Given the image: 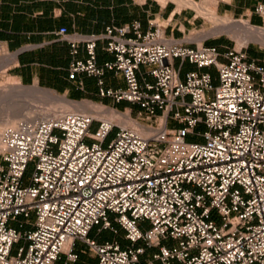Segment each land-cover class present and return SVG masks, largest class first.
Masks as SVG:
<instances>
[{
  "label": "built area",
  "instance_id": "obj_1",
  "mask_svg": "<svg viewBox=\"0 0 264 264\" xmlns=\"http://www.w3.org/2000/svg\"><path fill=\"white\" fill-rule=\"evenodd\" d=\"M252 13L264 28V1ZM149 25L59 30L70 76L94 77L111 103L70 99L92 108L1 130L0 264H76L80 252L97 264H264V58L200 42L173 16ZM99 42L112 60L98 61Z\"/></svg>",
  "mask_w": 264,
  "mask_h": 264
},
{
  "label": "crops",
  "instance_id": "obj_2",
  "mask_svg": "<svg viewBox=\"0 0 264 264\" xmlns=\"http://www.w3.org/2000/svg\"><path fill=\"white\" fill-rule=\"evenodd\" d=\"M260 1L264 0H219L216 12L260 23L261 19L252 13ZM174 9V4L160 6L156 0H0V57L5 60V71L20 84L39 86L72 100L111 103V99H103L97 94L94 77L85 74L70 76L69 36L60 34L59 30L66 27L70 34L100 33L109 25L139 20L146 31L150 28L149 20L155 16L160 22L173 16L175 22L183 23L188 29L191 12L178 14L173 13ZM176 10L179 11V5ZM172 32L176 36L182 35L177 30L167 29V33ZM97 53L100 63L113 59V55L104 50L102 42L97 46ZM78 56L85 57L83 49ZM187 68L193 69L194 65L187 64ZM106 83L121 86L123 80L108 73ZM95 233L93 230L91 235ZM121 242L126 244L124 239ZM78 244L82 245L77 242L76 247ZM89 254L90 262L97 264L96 257Z\"/></svg>",
  "mask_w": 264,
  "mask_h": 264
},
{
  "label": "bare ground",
  "instance_id": "obj_3",
  "mask_svg": "<svg viewBox=\"0 0 264 264\" xmlns=\"http://www.w3.org/2000/svg\"><path fill=\"white\" fill-rule=\"evenodd\" d=\"M160 1L163 4L168 2V0ZM173 1L178 3L179 10L184 7L192 8L197 15L203 16L208 22L215 24L211 27L212 24L210 23V27L191 31V35H195L200 42L209 35L228 31L240 43L258 41L264 44V28L251 27L245 19L244 21H238L240 19H233L232 21V18L221 19L216 12V5L219 0ZM79 104H83V106ZM88 104V101H72L39 86L28 87L20 83L7 84L0 87V132L6 125L14 124L22 118H48L58 116L63 112L89 111L88 108L91 107ZM3 113H6L7 116L4 117ZM96 115L99 116V113Z\"/></svg>",
  "mask_w": 264,
  "mask_h": 264
},
{
  "label": "rangeland",
  "instance_id": "obj_4",
  "mask_svg": "<svg viewBox=\"0 0 264 264\" xmlns=\"http://www.w3.org/2000/svg\"><path fill=\"white\" fill-rule=\"evenodd\" d=\"M197 1H201V0H197ZM188 11L191 12V15L196 14L195 11L192 10V9H188ZM216 11H217V8H216ZM217 14L223 20L227 19V18H229V19L232 18L231 20L233 21V19H234L231 16L222 15V14H220L218 12H217ZM238 21H244V19L241 18ZM210 23L212 24L211 27L215 26L214 23L208 22L204 17L198 16L197 19L195 20L194 24H189L188 25V29H190L191 31H195V30L198 31V30L210 27V25H211ZM204 39H206V43H210V44L213 43V44H217L219 46L230 45V46H236L237 48H240V47H243V46L245 48V46H246V50H247V52L249 53V55L251 57L264 58V44H262L261 42H258V41H246V42H241L240 43V41H238L235 37H233V35H231L228 31L227 32L226 31L225 32H220V33L215 34V35H209V36L205 37ZM212 72L214 74V84H217L218 80H217V78L215 76V70H212ZM14 83L16 84V83H19V82L17 80H15V78H13L8 72L5 71L4 58L0 57V87H2L4 85H7V84H14ZM28 87H34V86H28ZM43 89H45V88H43ZM45 90H48V89H45ZM56 94L61 96V97H65L62 94L58 93V92ZM79 105L83 106V104H79ZM88 105H89V107H91L90 103ZM120 105L122 106L123 104H120ZM88 109H90V108H88ZM3 116L6 117L7 114L3 113ZM95 128H96V125H94L92 127V130H95ZM200 129H203V128L200 127ZM193 139H195L194 136H191V135L188 136V140H193ZM32 171H33V167L31 166L29 171H28V173H27V177H26L28 180H29L30 176L32 175ZM104 236L107 237V238H112L113 237V233L109 231V232H106L104 234ZM118 238L120 240L124 239V232L121 229H118ZM81 246H82L81 244H78V246L76 247V250L80 252ZM80 255L82 256V259H80L76 264H83V260L84 259L90 260L91 256H90L89 253L80 252Z\"/></svg>",
  "mask_w": 264,
  "mask_h": 264
},
{
  "label": "trees",
  "instance_id": "obj_5",
  "mask_svg": "<svg viewBox=\"0 0 264 264\" xmlns=\"http://www.w3.org/2000/svg\"><path fill=\"white\" fill-rule=\"evenodd\" d=\"M210 44V43H209ZM211 44H213V43H211ZM127 104H124V105H122V106H126ZM100 240H103V239H105V238H107V237H98ZM80 258V257H79ZM83 264H96L95 262H90V260H87V259H84V261H83Z\"/></svg>",
  "mask_w": 264,
  "mask_h": 264
}]
</instances>
